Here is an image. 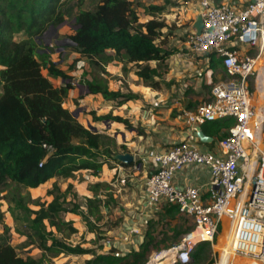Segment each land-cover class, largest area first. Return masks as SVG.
I'll return each mask as SVG.
<instances>
[{
  "label": "trees",
  "instance_id": "16d2710c",
  "mask_svg": "<svg viewBox=\"0 0 264 264\" xmlns=\"http://www.w3.org/2000/svg\"><path fill=\"white\" fill-rule=\"evenodd\" d=\"M70 1L0 0V200L6 188L11 186L15 194L12 199L14 206L24 210L29 221L28 229H19L18 232L26 234L27 242L32 246L25 257L14 244L1 240L0 264H42L48 252L52 256L60 253L90 254L85 264H146L153 251L170 248L181 240L182 234L194 227L192 219L182 214L176 205L164 204L157 214L161 218L147 221L138 249L120 251L111 247L107 251L103 242L106 230L100 227V223L104 221V210H110L112 204L119 202L109 191L112 187L108 183L89 184L92 195L85 196L83 203L74 201L77 195L72 192V184L63 190L55 181L48 190L53 198L38 209L29 206L31 195H22L19 186L35 189L60 177L74 178L83 170L96 175L104 164L112 166L111 162L115 161L113 154L118 153L116 139L100 130L97 122L105 126L107 122H118L143 134V128L119 114L96 115L92 111L96 131L75 117L71 109L64 107L71 91L76 88L73 72L80 59L102 68L118 60L124 63L125 69L127 64H134L137 68L135 73L142 82L161 89L160 82L155 79L160 76L159 67L151 65L150 61L165 62L178 49L168 48L161 40L167 35L164 30L170 25L155 14L166 5L176 6L182 0H163V5L150 4L149 17L145 21L140 20L138 7L141 4L138 0H99L93 10L82 9L84 0H77L78 14L69 38L79 56L63 67L45 51L52 48L44 45L43 38L47 31L66 22L64 8ZM206 59L208 70L220 68L225 77L226 70L216 53H209ZM86 72L84 81L79 83L85 84L90 94L102 95L107 100L116 101L118 106L139 98L132 91L111 89L107 80L92 71ZM50 76L59 78L62 83L56 85ZM215 80L217 78L211 74L210 81L213 83ZM232 125L233 119L225 118L207 122L202 128L213 138V145L228 135ZM44 144L51 147H44ZM70 195L73 201L69 199ZM69 202L72 207L68 206ZM68 214L82 216L88 230L93 233L90 243L73 245L68 241L79 232L76 220L67 218ZM1 217L0 214V220ZM178 217L183 219L182 225L174 223ZM163 218L169 220L165 225L174 232L172 235L158 227ZM205 244L200 243L194 248L192 257L195 261L201 257ZM36 247L42 251L40 258L31 255ZM230 255L221 251V264L231 262ZM187 264H192V261Z\"/></svg>",
  "mask_w": 264,
  "mask_h": 264
},
{
  "label": "built area",
  "instance_id": "2783aa9c",
  "mask_svg": "<svg viewBox=\"0 0 264 264\" xmlns=\"http://www.w3.org/2000/svg\"><path fill=\"white\" fill-rule=\"evenodd\" d=\"M187 6H193L197 15L189 21L184 46L202 56L207 66L206 56L216 53L227 78L215 83L195 110L181 108L188 126L182 140L148 152L155 164L146 181L148 205H176L193 220L194 227L170 248L153 251L146 264H160L168 258L167 264L189 263L197 244H214L226 215L233 221L234 255L249 260L247 264H264V109L252 103L251 95L255 83L264 90V0H248L242 5L190 0ZM199 15L203 18L201 33L194 27ZM85 65V60L77 61V68ZM180 89L186 93L188 88L182 83ZM225 118L233 119L228 135L215 141L213 148H201L206 142L198 136L199 127ZM189 164L208 169L206 185L175 182L176 173ZM85 178L94 182L91 175ZM131 233L142 234L138 227ZM111 247L115 246L107 240L105 250Z\"/></svg>",
  "mask_w": 264,
  "mask_h": 264
},
{
  "label": "rangeland",
  "instance_id": "374dc122",
  "mask_svg": "<svg viewBox=\"0 0 264 264\" xmlns=\"http://www.w3.org/2000/svg\"><path fill=\"white\" fill-rule=\"evenodd\" d=\"M173 1H177V0H173ZM184 1L186 0H182V2ZM138 2L141 4L138 7L141 21H145L146 18L149 17L148 10H149L150 4L163 5L164 3L163 0H138ZM98 3H99V0H84L82 9L93 10L98 5ZM77 5H78L77 0H71L68 3V5L64 8V12L67 15L66 22L55 29H50L49 31H47V33L44 35V38H43L44 45H47L52 48V50L45 49V51H48L49 53H51L52 60L57 61L63 67H67L69 63H71L74 59H76L79 56V53L75 49V45L71 42V39L69 38V34L73 33V30L75 28V13L78 10ZM173 7L174 6H172V4H168L166 5L165 8L162 9V11H160V13H156L155 15L157 16L158 19L163 20L168 25H170L168 28L164 30V32L167 33V35L165 34L164 37L161 38V40H163L164 44L168 48H174V49L177 48L178 52L172 55L171 57H169L165 62H162V63H158L157 61H150L151 65L159 67L158 70L160 72V76H156L155 79L160 82L161 90L163 89V91L167 90L166 89L167 86H172L174 84L178 86L180 83H183V88H190V92H191L193 91L192 88L196 86L197 79L199 77H203L201 89L205 92V94L201 93L198 96H200L202 99H205L206 97L209 96L212 86L215 83L219 82L221 78L215 80V82L212 83L210 81V75H211L210 70H207L205 72V67L207 66V63L205 62L204 58L202 56L193 54L192 52H190V50H188L184 46L183 41L186 40V35H187L186 33H184L185 31V26H183L184 21L183 19L180 18L182 14H177V13H176V17H177L176 20L174 21L172 20L173 17L170 16L169 12L171 11V9H174ZM165 15H168V16H165ZM175 22L178 24L182 22L183 23L178 25V24H175ZM40 41L41 40H38L39 43ZM176 61H179V62L177 63ZM188 61L194 62L195 64H188ZM184 62L186 63V67L184 66ZM123 65L124 63L118 60L117 61L115 60V61H112V62H109L103 65L104 68L98 67V66H92L88 64L87 62H86V65L82 67L81 69L77 68V65H76V71H74V75H75L74 84L77 89L76 93L80 94L82 98L86 99L85 100V102L87 103L86 107L89 108V112L91 114L92 119L89 120V122L84 119L82 120L81 116L78 114H77V118H79V120L86 126H88L89 124L91 125L95 124V122L93 121V117H92L93 116L92 110H94V112L97 115H100L98 114L99 111L97 110L98 109L103 110V108H105L108 110L106 112L104 110L99 112L101 113V115L107 114V113H112L116 115V114H119L117 112L119 106L117 105L116 101L111 102L112 100H109L108 102L102 101V103H100L101 96L95 98L93 101H90L88 98L92 97L91 96L92 94L88 92V89L85 84H81L79 82L81 80L84 81V76L87 73L86 71H92L94 75L98 76L101 79L107 80L109 85L112 83L111 86H113L114 89H118L119 85L120 86L126 85L127 83L123 80V83L121 84L118 81L119 79H118V76H116L117 75L116 73H120V74L122 73L124 77H128V78L134 77V74L136 75L135 70L137 68L134 64L132 63L127 64L126 69L124 68ZM190 67H193L195 69L194 70L190 69ZM174 69H177V74H180V73L181 75L184 74L182 78L179 79L177 75L176 76L170 75V71H174ZM191 70H193L192 75H191ZM44 72L45 74L48 75L46 70ZM222 77L227 78L226 76L225 77L222 76ZM143 84L145 86H148L154 89L152 86L145 84L144 82ZM251 89H252V93H251L252 103L257 108L264 109V103L262 107H261V104H259L260 89L257 87L256 83L254 85H251ZM197 100H199V98ZM103 104L105 106H103ZM107 104L112 105V107H107L108 106ZM97 124L99 125L100 130H102L103 132L104 130L107 131L108 133H113V130L122 131L121 129L116 128L114 125L115 123H112V122H107L106 126L105 124H100L98 122ZM106 127H108L107 130H106ZM118 134H119L118 136L119 137L118 146H119L122 143V139H121V133L119 132ZM263 147H264V139H263ZM84 171L78 172L77 174H75L76 176L71 179L60 177L55 180L54 179L50 180L46 182L45 184H43L42 186H40L39 188L34 189V190L28 189L25 186L21 185L19 186L20 192L22 195L30 194L31 200H29L30 201L29 206L32 209H38L42 204H46L47 202H49V200L53 198L52 195L48 194V190L53 187V183L56 181L57 185H59L63 190L69 184H72L73 185L72 192L76 193L77 195V198L74 201H80L84 203L86 200L84 199L83 194L80 192L79 193L77 192L79 188L77 185L78 183L87 184L89 182L85 178L87 174L89 175V172H86V171L84 172ZM90 173L93 174L92 172ZM96 176H98L96 178L97 181H106L105 183H108L111 187H114L110 184L114 182L113 178L110 179L108 175L104 173V170L102 168L99 170ZM122 178L121 176H118V180L116 181L115 184L122 183L123 186L127 185V179L129 178H123V179ZM108 180L109 182H107ZM122 193L124 195L125 191L123 190ZM3 195L4 197L0 200V214L2 215L1 220H0V241L6 239L8 242L14 244L17 251L24 254L26 257L27 250L30 249V247L32 246L31 244L27 242L28 241L27 235L18 232L19 229H21L22 231H26L28 229L27 227H28L29 221L27 219L26 212L14 206L15 202L12 199L15 194L11 186L6 188V190L3 192ZM71 198H73L72 195L69 196V199ZM71 200L73 201V199ZM71 202L68 203L69 207H72L73 205ZM116 208H117V203H114L110 207V211L107 212L106 210H104L105 211L104 215L112 214L111 216L112 218L104 217L105 220L100 223V227L102 229H107L106 231H104L107 233L105 235L106 237L103 240V242L114 239V236L112 234H109L108 232L113 227H117L121 224L119 221V218H117L116 216L117 215ZM69 215L71 214H68L67 217ZM72 215H75L76 218L79 220L77 223L80 227H79V232L76 234H73L68 241L72 243L73 245L80 243V242L86 245L85 242L87 241L88 243H90L91 242L89 241L90 235H92L93 233L88 230L87 225L85 221L83 220L82 216L78 214H72ZM160 218H161L160 216H157L156 219H160ZM167 219H170V218L167 217ZM167 219L163 218L161 220V223L158 224V227L168 230V233L172 235L174 232L170 231L169 227L165 225L167 221H169ZM174 223L182 225L183 219H181V217L180 218L178 217L176 220H174ZM187 225H190V224H187ZM184 226L186 227V225ZM231 228L233 229L232 218L230 215H226L222 222V230H220L218 236L216 237L214 244H210V243L205 244L204 245L205 248H204V251L201 257L197 261H195L194 258L192 257V260H191L192 264H221V251L231 254L230 261L232 262L233 252L231 251V244L230 245L228 244L227 247L225 246L223 247V245H220V244H224L222 243L223 238L226 236L227 232L229 231L228 229H231ZM232 229L230 230L231 233H232ZM182 237H183V234L180 236V239H182ZM218 247H220V249ZM33 250H34V253H32V255L34 257L40 258L42 255L41 249L40 248L38 249L36 247ZM89 257H91L90 254L79 256V255L65 254V253H60L57 256H52V254L48 252V255L44 258V262L42 264H85V259ZM227 259L228 258L225 259V263L227 262Z\"/></svg>",
  "mask_w": 264,
  "mask_h": 264
},
{
  "label": "crops",
  "instance_id": "0c3cea01",
  "mask_svg": "<svg viewBox=\"0 0 264 264\" xmlns=\"http://www.w3.org/2000/svg\"><path fill=\"white\" fill-rule=\"evenodd\" d=\"M186 1L189 2L190 0H186ZM186 1L179 3L178 5H176V7L174 6L173 7L174 9H171V11L169 12L170 16L173 17L172 18L173 21L176 20L177 18L176 13L182 14L180 18L183 19L184 21V25H183L185 26L184 33H187L189 31V27H188V25H190L189 21L193 19L192 17H194V15H197L195 10L193 9V6H187ZM213 1L217 3L229 2L231 4L242 5L245 4L248 0H213ZM77 14H78V10L75 13V16ZM176 62L178 63L179 61ZM184 66L186 67L185 62H184ZM190 69L194 70L195 68L190 67ZM206 69L207 68L205 67V71ZM193 70H191V75ZM210 72H211L210 74H213V76L216 77L217 79L224 76V73L223 71H221L220 68H218L217 70H210ZM116 74H117L116 76H118L119 79L118 81L121 84L123 83V80L127 83L126 85H121V86L119 85L118 89H121L124 92L132 91L133 93L139 95V98L127 101L121 106H119L117 112L119 113V115L129 118L130 121L135 124V126H139L140 128L144 129V131L142 132L143 134H139L136 130L128 129L121 123L112 122L115 123L114 125L116 128L121 129L122 131L113 130V133H108L106 131L107 134H111L116 139L118 152H130L134 154L136 158L135 164L137 163V161H140L139 163H137L138 165L135 166H130V165L123 166L117 163L116 161H112L111 162L112 166H110L107 163L104 164L102 167L104 173H106L110 179L113 178L114 182L110 184L114 187H112V189L109 190L114 192V196L119 201L117 203L116 216L117 218H119L121 224L117 227H113L111 230H109L108 233L114 236V239H111V241L117 249L122 251H128L130 249L139 248L140 245L139 243L141 237L144 235V231L147 226V221L152 218H157L158 216L157 214H159L160 209L162 208V207L148 205L145 198L146 181L149 174L153 171L155 166L152 159H150V157L148 156V152L151 149L161 150L163 147L174 144L185 137V135L188 132V126L185 124L183 120L181 108L185 107V109L187 110H195L197 106L200 103H202L204 100L198 95H200L201 93L205 94V92L201 89V84L203 82V79H201L202 77L201 78L199 77L197 79L196 86L192 88L193 91L190 92V90L188 91V89L190 88L187 89L186 97H185L184 94L185 92H183L182 89H180V85L182 83L179 84L178 86L176 84L172 86H167L166 87L167 90L163 91V89L162 90L152 89L151 87L145 86L142 80L135 74L134 77L131 78L124 77L122 73L121 74L116 73ZM170 75L171 76L177 75L180 79L184 74L183 75H181V73L177 74V69H174V71H170ZM49 78L56 85L62 83V80H60L57 77L50 76ZM111 84L109 85V87L111 89H114V87L111 86ZM76 90L77 89L75 88V90L71 91L69 98L64 103V107L71 109V111L75 113H78V115L81 116L82 120L84 119L89 122V120H91L92 118L89 112V108L86 107L87 104L85 102L86 99L82 98L80 94H77ZM91 96L92 97L88 98L90 101H93L95 98L99 96H101L102 99V100L100 99L101 101L100 103H102V101H106V102L109 101L105 99L102 95L92 94ZM197 97L199 98V100H197L198 99ZM175 100H178V102H176ZM259 100H261L259 104H261L262 107L263 106L262 103L264 101V90L262 88H260ZM111 102H113V100ZM109 105L107 107H112V105L110 106ZM103 106L105 105L103 104ZM103 110L106 112L108 109L103 108ZM103 110L98 109L97 111L101 112ZM99 112L98 114L101 115V113ZM119 132L121 133L122 143L121 145L118 146ZM211 142H213V140ZM213 147L214 145L212 146L209 142H206L202 144L201 148L209 149ZM85 171L89 172V175L93 177V181H94L93 183L99 182L96 179L98 176L91 174L90 173L91 171L88 170ZM118 176H121V178L122 177L129 178L127 179V185L123 186L122 183L115 184L116 181L118 180ZM209 180H210V174L208 169L204 166L195 165V164H189L185 166L181 171L177 172L175 175V182L180 186L186 184L206 185ZM102 182H106V181H102ZM107 182H109V180ZM88 183L77 184L79 187L77 192L82 193L84 198L85 196L92 195V191L89 188V184L91 183L89 184ZM123 190L125 191L124 195L122 193ZM105 210L107 212L110 211L108 209ZM104 216L105 218H110L112 214L109 215L107 214ZM67 218L75 219L76 220L75 225L79 229L80 226L77 223L79 220L76 218L75 215L71 214ZM135 227H138L141 230L142 234L137 236L133 235L131 232L132 229ZM91 236H93V234L90 235V237ZM223 243H224L223 247L224 246L227 247L228 244H231L228 232L226 236L223 238ZM32 253H34V250H32Z\"/></svg>",
  "mask_w": 264,
  "mask_h": 264
},
{
  "label": "water",
  "instance_id": "95a60500",
  "mask_svg": "<svg viewBox=\"0 0 264 264\" xmlns=\"http://www.w3.org/2000/svg\"><path fill=\"white\" fill-rule=\"evenodd\" d=\"M194 27L197 29V32L198 33H201L202 31V27H203V18L201 15H199L194 23ZM77 114L78 113H75L73 112V115L75 117H77ZM90 127H92L93 130H97V127L89 124ZM198 136L199 138L202 140V141H205V142H211L213 140L212 137L210 136H207L205 134V132L203 131L202 127H199V130H198ZM113 159L115 161H118L120 163H123L125 165H131L133 163H135V155L130 153V152H118V153H115L113 154ZM140 165V164H139Z\"/></svg>",
  "mask_w": 264,
  "mask_h": 264
},
{
  "label": "bare ground",
  "instance_id": "6f19581e",
  "mask_svg": "<svg viewBox=\"0 0 264 264\" xmlns=\"http://www.w3.org/2000/svg\"><path fill=\"white\" fill-rule=\"evenodd\" d=\"M261 88V87H260ZM259 102H261V100H259ZM263 103H264V101H263ZM263 103H262V105H263ZM230 228V227H229ZM232 229V228H231ZM231 229H228L229 231H228V235H229V238H230V242H231V235H232V233H231ZM223 245V244H222ZM230 245V244H229ZM220 246V245H219ZM219 249H220V247H218ZM170 255V254H169ZM240 260V261H239ZM169 261H170V258H168V259H166V260H164L163 262H161L160 264H167V263H169ZM229 261V260H228ZM239 261V262H238ZM232 262L234 263V264H247L248 262H249V260H247V259H245V258H242V257H239V256H236V255H234V253H233V255H232Z\"/></svg>",
  "mask_w": 264,
  "mask_h": 264
}]
</instances>
